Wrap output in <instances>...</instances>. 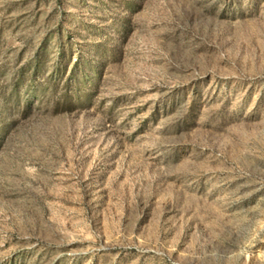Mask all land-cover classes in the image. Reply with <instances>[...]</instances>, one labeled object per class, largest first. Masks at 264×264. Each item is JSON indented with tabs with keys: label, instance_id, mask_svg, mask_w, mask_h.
Listing matches in <instances>:
<instances>
[{
	"label": "rangeland",
	"instance_id": "374dc122",
	"mask_svg": "<svg viewBox=\"0 0 264 264\" xmlns=\"http://www.w3.org/2000/svg\"><path fill=\"white\" fill-rule=\"evenodd\" d=\"M0 264H264V0H0Z\"/></svg>",
	"mask_w": 264,
	"mask_h": 264
}]
</instances>
